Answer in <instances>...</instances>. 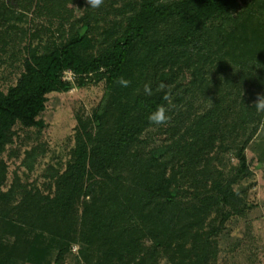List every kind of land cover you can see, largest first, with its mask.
<instances>
[{"label": "trees", "instance_id": "trees-1", "mask_svg": "<svg viewBox=\"0 0 264 264\" xmlns=\"http://www.w3.org/2000/svg\"><path fill=\"white\" fill-rule=\"evenodd\" d=\"M33 1L49 22L43 29L35 22L20 76L0 89V154L17 120L37 123L46 94L71 87L65 70L79 82L87 75L105 80V91L91 115L79 119L52 194L21 188L17 178L0 190V264L43 259V232L65 241L56 264L74 242L81 244L79 264H159L163 254L172 264H208L217 252L215 235L246 207L243 188L233 185L250 173L244 150L264 119L252 106L256 93L264 94V0H104L99 8L87 0H26L24 8ZM197 42L215 62L213 79L198 67L189 75L182 61ZM119 77L130 81L127 87ZM161 83L167 88L160 90ZM189 94L196 95L195 109L183 131L170 120L149 122L158 105L169 116L172 103L190 102ZM228 149L240 165L223 178L213 161ZM5 172L0 158V183ZM26 225L40 231L31 238ZM6 232L13 239L3 243Z\"/></svg>", "mask_w": 264, "mask_h": 264}, {"label": "rangeland", "instance_id": "rangeland-1", "mask_svg": "<svg viewBox=\"0 0 264 264\" xmlns=\"http://www.w3.org/2000/svg\"><path fill=\"white\" fill-rule=\"evenodd\" d=\"M25 2L26 0H0V10L14 8L16 15L18 12H25L21 18L11 15L9 11L7 17H0V89L4 92L17 81L23 70L24 46L31 40L30 33L35 22L38 26L43 24L42 29L49 22L45 11L37 15L35 1L29 9L24 8ZM116 2L115 5H121L124 1ZM200 38L204 40L202 36ZM37 41L38 38L33 39V43ZM202 44L197 42L187 46V56L183 55L182 61H185L189 75L198 67V72L203 70L204 74L213 79L217 76L215 62L212 61L215 54L213 52L212 59L206 60L208 49ZM97 46L90 50L95 51ZM63 78L71 82V87L68 90H52L46 94L44 108L36 116L37 123L24 125L17 120L11 126L12 141L5 144L0 154L6 165L5 178L0 183L1 191L7 190L17 178L21 188L34 187L52 194L54 176L65 168L76 144L79 119L91 115L105 91V80L95 79L93 75H87L84 82H79L77 74L67 69ZM190 96L189 101L193 105L189 106L190 102L177 105L174 101L170 107L169 120L180 131L184 130L193 116L196 95ZM225 113L228 119L233 120V109H228ZM215 150L216 148L212 153ZM244 151L250 173L239 178L233 186L243 188L242 196L246 207L242 213L231 214L224 223L225 227L215 235L217 252L208 264H264V119ZM31 152L34 153V158L29 162ZM213 165L222 170L225 178L237 171L240 160L235 155V150L228 149L216 155ZM183 184L188 185L187 181ZM16 195L19 199L20 189ZM80 210L81 208L78 213L79 228ZM207 222L208 219L204 226ZM26 231L32 238L40 230L26 225ZM12 239L13 236L6 232L1 241L7 243ZM64 243L62 238L43 232L39 245L47 247L46 254L41 260L30 257V264H56V254ZM80 245L79 242H74L70 249H66L60 263L79 264L77 251ZM12 264H23V261H13ZM159 264H172L168 254L161 256Z\"/></svg>", "mask_w": 264, "mask_h": 264}, {"label": "clouds", "instance_id": "clouds-1", "mask_svg": "<svg viewBox=\"0 0 264 264\" xmlns=\"http://www.w3.org/2000/svg\"><path fill=\"white\" fill-rule=\"evenodd\" d=\"M104 0H87V4L92 8H99L102 6ZM118 84L127 87L130 81L124 79L123 77L117 78L116 81ZM167 86L163 83L159 85L160 90L166 89ZM144 91L146 95H152V90L149 85L144 86ZM163 99L168 100L169 94L165 92ZM258 112H264V94H258L256 100L253 105ZM170 117L167 115V110L163 105H158L157 108L151 112L148 116V120L151 124H164L167 123Z\"/></svg>", "mask_w": 264, "mask_h": 264}]
</instances>
